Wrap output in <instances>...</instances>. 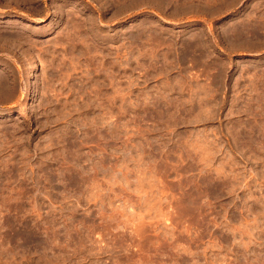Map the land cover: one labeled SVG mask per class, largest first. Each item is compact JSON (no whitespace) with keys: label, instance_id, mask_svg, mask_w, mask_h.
I'll return each instance as SVG.
<instances>
[{"label":"rangeland","instance_id":"374dc122","mask_svg":"<svg viewBox=\"0 0 264 264\" xmlns=\"http://www.w3.org/2000/svg\"><path fill=\"white\" fill-rule=\"evenodd\" d=\"M0 264H264V0H0Z\"/></svg>","mask_w":264,"mask_h":264},{"label":"bare ground","instance_id":"6f19581e","mask_svg":"<svg viewBox=\"0 0 264 264\" xmlns=\"http://www.w3.org/2000/svg\"><path fill=\"white\" fill-rule=\"evenodd\" d=\"M36 18V17H35ZM8 40V39H7ZM9 43V42H8ZM32 98V97H31ZM36 99V98H35ZM33 101V100H32Z\"/></svg>","mask_w":264,"mask_h":264}]
</instances>
